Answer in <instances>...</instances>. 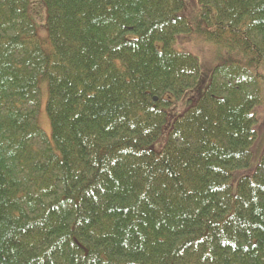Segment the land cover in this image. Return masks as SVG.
<instances>
[{
	"label": "trees",
	"instance_id": "16d2710c",
	"mask_svg": "<svg viewBox=\"0 0 264 264\" xmlns=\"http://www.w3.org/2000/svg\"><path fill=\"white\" fill-rule=\"evenodd\" d=\"M43 1L46 42L0 0V264H264V0ZM195 30L223 55L158 152Z\"/></svg>",
	"mask_w": 264,
	"mask_h": 264
},
{
	"label": "rangeland",
	"instance_id": "374dc122",
	"mask_svg": "<svg viewBox=\"0 0 264 264\" xmlns=\"http://www.w3.org/2000/svg\"><path fill=\"white\" fill-rule=\"evenodd\" d=\"M29 2V14L36 26L38 37L42 39L43 42H46L48 40V11L46 5L43 0H29ZM185 4L182 15L186 16L196 29L199 16L197 0H185ZM176 47L180 50L190 51L198 57L200 76L196 85L193 88L188 89L182 98L175 101L174 105L168 109L167 122L163 133L153 145L154 150L158 152L164 148L169 130L175 119L187 111L191 105H194L203 95L211 81L212 71L215 65L219 62L220 57L223 55V50L218 48L216 44L205 41L198 30H195L191 35L178 37ZM41 87L42 103L38 116V125L47 135L51 136L52 127L46 110L48 100L47 82H42ZM260 112V115L258 114V125L256 126V130L259 132L256 148H258L259 151L263 149L264 144V107ZM259 158L260 153H257L252 161L251 167L244 170V173H247V171L252 172L258 164Z\"/></svg>",
	"mask_w": 264,
	"mask_h": 264
}]
</instances>
